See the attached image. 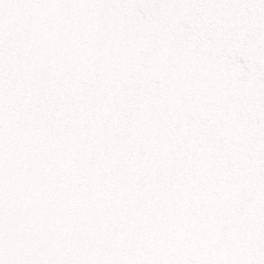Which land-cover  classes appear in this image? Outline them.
<instances>
[{"label":"snow or ice","instance_id":"1","mask_svg":"<svg viewBox=\"0 0 264 264\" xmlns=\"http://www.w3.org/2000/svg\"><path fill=\"white\" fill-rule=\"evenodd\" d=\"M0 264H264V0H0Z\"/></svg>","mask_w":264,"mask_h":264}]
</instances>
